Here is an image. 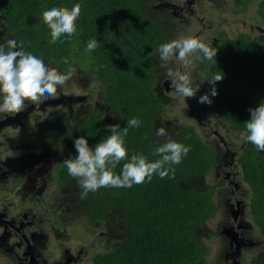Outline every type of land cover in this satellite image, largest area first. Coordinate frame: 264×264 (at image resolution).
<instances>
[{
    "label": "trees",
    "instance_id": "obj_1",
    "mask_svg": "<svg viewBox=\"0 0 264 264\" xmlns=\"http://www.w3.org/2000/svg\"><path fill=\"white\" fill-rule=\"evenodd\" d=\"M250 6L248 0H234ZM79 3L82 14L77 32L70 39L49 43L50 29L44 24L42 12L51 7H69ZM256 8L264 23V0ZM149 0H0V43L15 39L27 52L53 66L66 70L59 63L69 58L71 66L78 55L85 57V67L93 73L101 91L100 108L85 100L72 118L65 110V126L42 130L52 142L65 145L70 156L76 155L74 139L84 135L90 146L110 133L106 126L119 124L121 129L132 117L142 121L139 128H130L126 137L129 157L143 153L149 160L153 150L163 144L153 134L159 123L158 114L168 105L161 96L160 78L155 75L161 63L159 53L151 54L156 42L163 38L164 26L149 8ZM247 6V8H248ZM249 9V8H248ZM158 16V17H157ZM95 38V50L86 51ZM133 41V42H132ZM141 43H136V42ZM218 62L206 78L223 74L215 85L216 113L222 114L223 126L242 135L249 108L264 101V33L253 36L240 32L225 37L217 51ZM160 61V62H157ZM206 88L211 85L205 80ZM172 139L190 147L174 173L161 179L153 175L150 182L131 188H100L91 193L98 201H86L83 210L89 221L100 220L105 213L114 222L108 231L107 250L95 254V264H205L206 240L213 233L206 227L216 213L214 187L202 184L213 162V152L202 137L188 126ZM125 161L117 165L119 174ZM242 178L248 188V210L257 230L264 236V151L243 139L238 154ZM264 242V241H263ZM250 264H264V255L250 259Z\"/></svg>",
    "mask_w": 264,
    "mask_h": 264
},
{
    "label": "flooded vegetation",
    "instance_id": "obj_2",
    "mask_svg": "<svg viewBox=\"0 0 264 264\" xmlns=\"http://www.w3.org/2000/svg\"><path fill=\"white\" fill-rule=\"evenodd\" d=\"M213 1L205 0V3H201L200 0H149L151 11L148 15L151 16L155 12L161 23L167 25V28L163 25V38L156 45V49L161 43L170 41L178 34L191 31L200 38L210 35V38L216 39L221 45L225 37L228 38L229 27L235 21H222L225 8L219 7L218 2ZM157 5L161 7H156ZM215 5L218 6L217 9ZM199 7L205 10L199 11ZM250 7L251 5L248 6ZM207 9L213 12L216 10L218 15L213 16L216 20L208 21L205 28L204 16H208ZM243 23L246 25L245 21ZM248 25L252 29H261L259 25ZM220 30L224 36L218 35ZM154 54L156 53L151 54V59ZM161 63L155 74L160 78L158 84L167 78ZM83 69L87 71L86 67ZM194 69H201V63L196 62ZM204 83L205 81L195 97L184 99L174 96V116H167V109H173L171 99L167 98L168 105L158 114L159 123L153 125V134L157 140L164 141L163 139L168 138L157 136L158 128L164 127L169 136H176L180 133V126H188L177 122V118L184 120L193 115L199 120L203 112L209 117L204 124L214 120L213 125L216 128L228 130L223 126L222 114L216 113L214 97L210 105L198 102L201 95L209 92L203 89ZM62 92L64 91L58 87V98L45 101L39 109L26 102L24 111L0 118V264H95V254L107 250V233L114 222L109 221L106 213L100 220L90 222L89 216L82 208L84 202L98 201L100 196L92 197L90 194L95 192H90L86 198H80L82 189L77 180L67 173L63 164V160L70 157L65 145L52 142L42 134L43 129L49 132L54 127L65 126V110L68 111V119L72 118L78 111L76 109L86 104L83 102L90 98L89 93L82 94V98H71L66 103L62 96L65 92ZM95 104L97 102L92 105ZM220 133L215 129L211 138L205 141L213 152V162L205 173L202 184L205 177L213 171L216 180L218 177L216 184L210 185L214 187L213 196L216 194L218 197L215 203L216 212L221 205V211L228 217L221 227L214 231L209 229L213 236L208 240L215 235L226 237L223 230L228 227L244 238L249 235V230L236 226L246 225V221L242 219H252V216L248 210V188H243L246 184L238 163L242 144L237 148L226 135ZM238 200L241 201V211L234 219L231 213ZM252 223L253 225L250 222L247 224L253 228V220ZM76 226L83 230V235H74ZM96 229L100 231L97 230L94 238L88 239V232L95 233ZM225 240L228 243L224 254L230 249L229 239ZM251 242V246H255L259 239H253ZM251 246L249 247L253 248ZM223 260L220 264H231V259H225V255Z\"/></svg>",
    "mask_w": 264,
    "mask_h": 264
},
{
    "label": "clouds",
    "instance_id": "obj_3",
    "mask_svg": "<svg viewBox=\"0 0 264 264\" xmlns=\"http://www.w3.org/2000/svg\"><path fill=\"white\" fill-rule=\"evenodd\" d=\"M81 14L82 5L79 3L71 8L54 6L43 11V22L50 29L49 43L54 44L58 41L63 43L61 39L63 36L69 39L73 37L77 32V21ZM260 32L263 33L264 30L261 28ZM209 36L200 38L191 31L180 33L159 45L157 49L159 59L167 77L159 84L161 96L171 99L172 106H175V95L184 99L195 97L205 80L209 82L211 88L208 90L206 84H203V89L209 92L201 95L198 102L210 105L212 97L218 94L215 85L224 78L223 74L217 73L207 78L206 74L210 73L218 62L217 51L220 45L216 39ZM97 47H99L97 40L92 38L87 43L86 51L91 52ZM196 62L201 63V69L196 70L201 75L200 78H197L195 70L192 69ZM56 63L54 58L45 62L44 58L25 51L15 39L0 43V118L6 115L14 116L24 111L26 102L39 109L45 101L58 98V87H63L72 78L76 69L71 66L67 57L59 62L69 65L66 70L61 71L58 69L60 67L52 66ZM166 80L170 83L165 82ZM197 80L200 83H197ZM164 82L169 85V90L166 89ZM70 94L64 93L62 96L65 95L66 98ZM71 95L83 97L82 94ZM249 112L250 118L245 121L246 134L243 139L254 145L258 151H264V101L254 108H249ZM192 118L198 123L209 117L203 112L199 120L196 116ZM141 125L142 121L137 117L129 119L123 129L119 124L108 125L106 129L110 134L99 140L94 147L89 145L84 135L74 139L77 154L64 159L63 164L67 173L77 180L82 189L81 199L102 187L131 188L133 185L150 182L153 175L163 179L169 172L174 173L172 165L180 164L190 151V147L172 139L164 127L156 130L157 136L168 137L163 144L153 150L152 155L158 157L157 159L149 160L148 156L137 152H133L129 157L126 145L128 131ZM201 133L205 135L206 131L202 130ZM121 161L125 162L121 172L117 174L115 169Z\"/></svg>",
    "mask_w": 264,
    "mask_h": 264
},
{
    "label": "rangeland",
    "instance_id": "obj_4",
    "mask_svg": "<svg viewBox=\"0 0 264 264\" xmlns=\"http://www.w3.org/2000/svg\"><path fill=\"white\" fill-rule=\"evenodd\" d=\"M262 0H248V2L250 3L251 7L248 9L246 5H241V4H237L236 2H234V0H218V6L219 7H224L225 8V14L222 15V21H229L232 22V20L235 21L234 24L230 25L229 27V31L230 34L229 36H233L234 34L240 33V32H245V33H249L253 36H259V34L261 33L259 30L257 29H252L249 27V23H251L252 25H259L263 30H264V23L261 21V14L258 11V9H256L260 4ZM201 3H205V0H200ZM217 5H215V9H217L218 7ZM199 11H204L205 9L202 8H198ZM207 17L204 16V25L205 28H207V22L210 20H216L213 16L218 15V12L216 10L213 11H209L207 9ZM179 15V14H178ZM180 17V16H179ZM243 21L246 22V25L243 23ZM219 36L224 35L223 31L220 30ZM264 33V32H263ZM158 43H156V45H158ZM153 53H158L157 49H154ZM85 57L83 55H78V60L73 61L72 63V67H74L76 69L74 75L72 76V78L66 82V84L63 87H60L61 90H63L65 92V94H90V98L89 101L90 103L94 104L97 102V104H95L97 106V109L100 108V101H101V91L100 88H98L99 86L96 84L95 80H94V75L93 73H91L90 71H84V67H85ZM155 60V59H152ZM160 62V61H157ZM192 69H194V66L192 65ZM196 74H197V78H200V74L196 71V69H194ZM197 83H200L199 80H197ZM172 110L167 109V116H174V109L176 108V106H172ZM193 116V115H192ZM192 116L190 117H186L184 120L181 118H177V122H181L184 125H188L191 127V129L196 132V134H198L200 137H202L203 140H208L209 138H211L213 132L215 131V129L219 130V132H221L220 134H222L223 136H227L229 138V141L236 144L235 147H240V145L243 143V139H242V135L240 133H238L237 131L229 128L226 131H223L221 129L216 128L213 123L215 122L214 120L209 121L208 124H204V120H200L198 123L194 120V118H192ZM206 116H208L206 114ZM210 120V119H209ZM211 126V127H210ZM182 126H180L179 128H181ZM202 130L206 131V134L203 135L201 133ZM212 130V131H210ZM217 140V139H216ZM238 151V150H236ZM218 180V177H217ZM216 177L214 175V172L212 171L210 174L207 175V177H205L203 184L208 187L212 184H216L217 182ZM243 188H247L246 185H243ZM248 196V195H247ZM218 197L216 194H214L213 196V202L217 203ZM221 205L219 207V210L215 213V215L208 220L206 223V227L211 229V230H216L218 227H221L225 221L227 220L226 213L221 211ZM248 220H244L242 219L245 223H252V219L251 217H247ZM252 225H250V227L247 228V230H249V235H247L246 237L248 239H259V243L255 246H251L253 248H250L245 245H242L241 247V254L239 257V261L240 264H250V259L252 257H255L256 255L260 254L261 256L264 255V236L263 234H260L257 230V227L254 223V226L252 228ZM102 225L100 224L99 227H101ZM99 229V228H98ZM95 230V233H89L88 232V239L94 238V235L98 233V230ZM98 230V231H97ZM83 230L79 227L76 226L75 227V236H81L83 235ZM213 233V232H212ZM226 237L221 238V237H217L216 235L214 237L211 238V240H207L206 241V248L208 250V254L206 256V260L208 264H220V261H224V250L226 249V244L228 243V241L225 240ZM227 239V238H226ZM100 249V248H99Z\"/></svg>",
    "mask_w": 264,
    "mask_h": 264
},
{
    "label": "water",
    "instance_id": "obj_5",
    "mask_svg": "<svg viewBox=\"0 0 264 264\" xmlns=\"http://www.w3.org/2000/svg\"><path fill=\"white\" fill-rule=\"evenodd\" d=\"M165 82L167 83H170L169 80H166ZM164 82V85L166 87L167 90H169V85L166 84ZM65 97V95H64ZM76 99L78 98V96H72L71 94L70 95H67V97L65 98L66 99V102H68L69 99ZM241 204V201H237L236 203V208H234V210L232 211L231 215H232V218H236L240 211H241V207H239V205ZM237 228L239 227H244V228H248V224L246 223L245 224H242V225H237L236 226ZM225 236L229 239V243H230V249L225 253V259H231V264H240V261L238 260V257H240V250H241V246L242 245H245V246H251L252 245V242L250 239L244 237H239L237 232L233 231V228H224L223 230Z\"/></svg>",
    "mask_w": 264,
    "mask_h": 264
},
{
    "label": "bare ground",
    "instance_id": "obj_6",
    "mask_svg": "<svg viewBox=\"0 0 264 264\" xmlns=\"http://www.w3.org/2000/svg\"><path fill=\"white\" fill-rule=\"evenodd\" d=\"M146 1V0H145ZM212 1V0H211ZM218 0H214L213 2H217ZM156 7H161V5H157ZM179 14V13H178ZM103 104V102L102 101H100V105H102ZM242 247V246H241Z\"/></svg>",
    "mask_w": 264,
    "mask_h": 264
}]
</instances>
